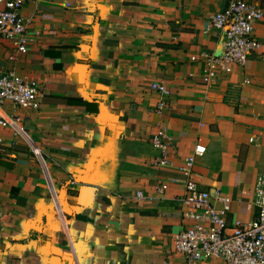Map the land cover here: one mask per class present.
<instances>
[{
    "label": "crops",
    "instance_id": "1",
    "mask_svg": "<svg viewBox=\"0 0 264 264\" xmlns=\"http://www.w3.org/2000/svg\"><path fill=\"white\" fill-rule=\"evenodd\" d=\"M228 2L26 0L29 50L0 38V55L43 96L38 109L0 107L11 124L0 125V264H185L175 236L192 220L179 167L196 144L206 152L194 177L217 208V190L230 197L228 226L254 220L264 18L260 49L208 83L203 53H218L223 38L210 16ZM161 125L165 149L154 143ZM163 155L170 164L158 165Z\"/></svg>",
    "mask_w": 264,
    "mask_h": 264
},
{
    "label": "built area",
    "instance_id": "2",
    "mask_svg": "<svg viewBox=\"0 0 264 264\" xmlns=\"http://www.w3.org/2000/svg\"><path fill=\"white\" fill-rule=\"evenodd\" d=\"M25 2L0 0V38L10 40L20 53H27L30 44L28 28L31 20L22 12ZM263 18L264 9L249 0H229L224 8L210 16L212 25L223 31V38L218 53H203L206 82H212L219 73L229 71L232 66L244 65L250 55L260 49L261 42L255 35V25ZM152 87L163 96L169 93L165 84L153 83ZM42 96L43 88L39 83L16 69L6 67L0 55V107L11 103L38 109ZM167 105L168 101L163 97L157 110L161 112ZM8 124L0 113V125ZM167 138V130L161 125L154 143L165 149ZM205 152L203 144H196L179 167L184 175L183 215L192 222L176 234V251L185 257V264H199L205 259H218L222 264H264V170L257 175L254 185L253 205L257 210L254 220H237L233 226H228L230 197L221 196L217 190L216 197L224 204L222 208H217L212 203L211 192L202 189L194 177L196 159ZM170 163L166 155L158 159V165ZM179 181L177 177L170 180L173 183ZM168 188L166 182L157 190L164 192ZM142 195L141 191L137 192L138 197Z\"/></svg>",
    "mask_w": 264,
    "mask_h": 264
}]
</instances>
